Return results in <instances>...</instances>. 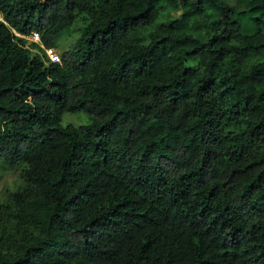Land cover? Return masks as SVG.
Segmentation results:
<instances>
[{
    "label": "trees",
    "instance_id": "obj_1",
    "mask_svg": "<svg viewBox=\"0 0 264 264\" xmlns=\"http://www.w3.org/2000/svg\"><path fill=\"white\" fill-rule=\"evenodd\" d=\"M0 15V171L19 178L0 190V264H264V0ZM73 25L47 65L19 36L57 47Z\"/></svg>",
    "mask_w": 264,
    "mask_h": 264
},
{
    "label": "rangeland",
    "instance_id": "obj_2",
    "mask_svg": "<svg viewBox=\"0 0 264 264\" xmlns=\"http://www.w3.org/2000/svg\"><path fill=\"white\" fill-rule=\"evenodd\" d=\"M183 0H178L181 3ZM189 1V0H187ZM177 12H172L171 16H176ZM78 36V31L76 25L71 26L67 31L63 32L60 36L56 37L55 43L57 44V50L61 52V49L68 47L76 37ZM197 63L195 57H185L184 64L186 67H194ZM88 123L87 117L83 112L75 113H64L61 116L60 125L71 124L73 126L85 125ZM19 182L18 170H5L0 171V190L2 193L8 189L12 190L16 184Z\"/></svg>",
    "mask_w": 264,
    "mask_h": 264
},
{
    "label": "built area",
    "instance_id": "obj_3",
    "mask_svg": "<svg viewBox=\"0 0 264 264\" xmlns=\"http://www.w3.org/2000/svg\"><path fill=\"white\" fill-rule=\"evenodd\" d=\"M25 38H27L28 40L36 43L41 48V51H39V53L42 56L43 63L45 65H47L49 63H55V62L59 61L60 52L57 49H55L54 47H52V46H43L40 43L39 36H38L37 32L32 31Z\"/></svg>",
    "mask_w": 264,
    "mask_h": 264
},
{
    "label": "clouds",
    "instance_id": "obj_4",
    "mask_svg": "<svg viewBox=\"0 0 264 264\" xmlns=\"http://www.w3.org/2000/svg\"><path fill=\"white\" fill-rule=\"evenodd\" d=\"M0 21H2V18H1V15H0ZM32 32V31H31ZM35 32H37V31H35ZM38 33V32H37ZM30 34V33H29ZM28 34V35H29ZM19 35V34H18ZM28 35H19L20 37H23V38H25L26 36H28ZM38 36H39V34H38ZM25 39H27V38H25ZM28 40V39H27ZM39 40H40V38H39ZM30 41V40H29ZM32 42V41H31ZM34 43V42H33ZM40 43H41V41H40ZM36 44V43H35ZM42 44V43H41ZM37 45V44H36ZM43 45V44H42ZM38 46V45H37ZM43 46H45V45H43ZM53 47V46H52ZM55 49H57L56 47H54ZM41 51V48L38 46L37 47V49H34L36 52H38L39 53V50ZM40 54V53H39Z\"/></svg>",
    "mask_w": 264,
    "mask_h": 264
}]
</instances>
